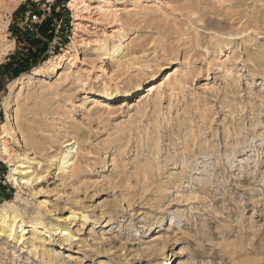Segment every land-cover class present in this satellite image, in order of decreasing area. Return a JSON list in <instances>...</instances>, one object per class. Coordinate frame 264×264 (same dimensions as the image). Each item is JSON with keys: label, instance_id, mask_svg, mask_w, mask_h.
Returning <instances> with one entry per match:
<instances>
[{"label": "rangeland", "instance_id": "374dc122", "mask_svg": "<svg viewBox=\"0 0 264 264\" xmlns=\"http://www.w3.org/2000/svg\"><path fill=\"white\" fill-rule=\"evenodd\" d=\"M3 1L0 125L11 82L67 49L74 60L33 75L50 83L24 90L15 121L26 143L7 137L14 160L40 162L36 184L11 180L0 149V204L19 192L43 221L35 240L32 227L22 243L0 235V264H264V0H110L115 24L100 27L120 31L109 46L128 45L121 64L98 43H72L70 0L12 12ZM175 69L145 102L150 73L160 85ZM106 87L135 93L105 100ZM65 138L81 144L68 176L56 159Z\"/></svg>", "mask_w": 264, "mask_h": 264}, {"label": "bare ground", "instance_id": "6f19581e", "mask_svg": "<svg viewBox=\"0 0 264 264\" xmlns=\"http://www.w3.org/2000/svg\"><path fill=\"white\" fill-rule=\"evenodd\" d=\"M97 1L98 4L96 5L92 4V0L69 1L68 4L69 7H71L74 11V24H75V31H74L72 43L74 45H77L79 43L87 44V45H90L92 43H98L99 45H101L99 50H101L103 54L107 55V57L109 56L113 58L115 60V64H121L123 63L122 59L125 56V52H126L125 49L128 45L126 46L124 38L121 37L118 39V42L114 41L112 46H109V43L107 42L106 39L115 38L119 36L120 31L114 29L111 31V33H109L104 28L100 27V24L105 22L106 20L107 23H109L110 25H114L115 18L113 20H110L109 17L110 16L109 13H111L110 0H97ZM20 2L21 0H5L3 1L5 5L1 6L2 8L1 11L12 12L19 5ZM114 10L115 12L111 14L112 17L119 15L118 14L119 10L118 9H114ZM214 22H217L218 25H220L221 23L220 20L218 21L214 20ZM3 51L5 52L6 49H4ZM1 52L2 50H0V62L2 59ZM126 56L129 55L126 54ZM66 60L68 61L74 60V55L72 51H70L69 49L65 50L64 53L55 56L54 59L51 58L48 61H46L44 64H41L40 66L36 67L35 70L33 71V75H39L40 73L45 71L55 70L57 66H60V64ZM177 71L178 69H175L174 72L169 71L166 74L167 76L165 80L160 85H157L158 82L154 80L156 76L155 74L156 72L152 71V73L150 74L152 75L153 81L147 85L148 87L147 90H144L148 92L147 94H145V97H143L144 101L145 100L148 101L147 99H150L152 95L155 94L159 95L161 91V87H163V85L172 83L174 77L173 74H176ZM33 75L29 74L27 78L26 76H23L22 78L15 79L13 82H11L10 89L12 92L5 103L6 122H3L0 125L1 128L0 149L2 153L7 156V160L6 159L5 160L9 164V166H11L10 173L8 176L17 185H20V188H22L23 186L31 187L34 183L36 184V182L41 178V176H39V173L37 171L38 167L36 168V166L40 165V162H33L29 159L28 156H19L17 160H14L12 155V145L11 142H9V140L7 139L9 135H13V137L14 136L17 137V141L19 142V144L25 141L24 135L22 133V128L18 124V122L15 121L16 119L15 116L20 110V104L22 102V96L24 90L31 84L37 82L40 83L42 86H49L50 82L48 81L47 77L44 78L42 76L43 78H39ZM70 75H71L70 68L62 70L61 72H59L58 81L59 82L66 81L70 78ZM139 89L140 86L137 87V90ZM134 93L135 91H128L126 93H121L119 92L118 89L111 90L110 88L106 87L104 89L103 97H105V100H111L114 99V97H120V96L130 97ZM143 99L141 101H143ZM101 105H103L102 107H107V109L113 108L110 103H105ZM61 143L64 148L63 150H61L60 156L56 157L58 162V169L60 172L63 173L62 175L68 176L75 172V168L78 165V159L81 155L80 154L81 144L75 138L63 140V142ZM16 198L17 199L8 200L5 203L0 204V235H6L8 238L12 240H16L19 243H22L25 240V237L28 233L27 227H32V233H33L32 237L34 240L38 239L37 237L38 235H36V231L38 230V226L41 225L43 221L38 216L29 215L25 208L18 205L17 202L19 199H21L19 192H17ZM47 225L52 230L56 232H62L63 234L67 235V239H72L75 237L73 232L70 231L69 229H66L61 222L50 219ZM164 230H166V227H164V224H162L159 232H162ZM159 237H161L160 238L161 241H165L162 235L157 236V238ZM32 246L36 249L38 248V246L34 241H32ZM171 260L172 259L169 258L167 260H164L163 263L170 264Z\"/></svg>", "mask_w": 264, "mask_h": 264}, {"label": "trees", "instance_id": "16d2710c", "mask_svg": "<svg viewBox=\"0 0 264 264\" xmlns=\"http://www.w3.org/2000/svg\"><path fill=\"white\" fill-rule=\"evenodd\" d=\"M18 60H19V59L15 57V58H14V61H12L11 64L17 63ZM28 69H29V68H25V67H24L22 70L25 71V70H28Z\"/></svg>", "mask_w": 264, "mask_h": 264}, {"label": "built area", "instance_id": "2783aa9c", "mask_svg": "<svg viewBox=\"0 0 264 264\" xmlns=\"http://www.w3.org/2000/svg\"><path fill=\"white\" fill-rule=\"evenodd\" d=\"M33 18H34V19H36V18H37V16H36V15H34V16H33Z\"/></svg>", "mask_w": 264, "mask_h": 264}]
</instances>
